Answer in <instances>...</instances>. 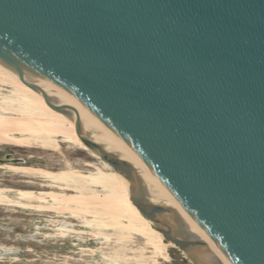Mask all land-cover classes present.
Returning a JSON list of instances; mask_svg holds the SVG:
<instances>
[{"label":"water","instance_id":"95a60500","mask_svg":"<svg viewBox=\"0 0 264 264\" xmlns=\"http://www.w3.org/2000/svg\"><path fill=\"white\" fill-rule=\"evenodd\" d=\"M0 62L74 112L193 264L217 263L138 174L233 264H264V0H0Z\"/></svg>","mask_w":264,"mask_h":264},{"label":"bare ground","instance_id":"6f19581e","mask_svg":"<svg viewBox=\"0 0 264 264\" xmlns=\"http://www.w3.org/2000/svg\"><path fill=\"white\" fill-rule=\"evenodd\" d=\"M27 83L0 62V147L53 152L59 155L60 164L54 167L45 162L35 166L5 155L0 159V172L19 176L22 181L15 183H24L30 189L13 186V181L0 182V208L15 213H44L51 233L36 232L41 237L74 238L97 245L81 247L76 253L79 258H67L77 263L171 264L170 249L177 246L164 239L154 223L144 218L130 200L131 194H138L137 184L82 142L76 131L74 112L68 116L52 109L44 95ZM42 92L54 106H67L58 97ZM80 124L83 136L88 135L114 152L81 120ZM63 149L84 152L89 160L73 163L65 157ZM36 158L42 160L40 157L29 160ZM138 177L153 202L175 210L190 232L206 243L207 251L200 253L206 261L233 264L177 199L157 192L139 174ZM35 187L40 190L32 189ZM138 240L142 241L140 245L136 244ZM0 250L12 249L0 245ZM85 257L98 259L92 262ZM69 260L66 264H72Z\"/></svg>","mask_w":264,"mask_h":264},{"label":"rangeland","instance_id":"374dc122","mask_svg":"<svg viewBox=\"0 0 264 264\" xmlns=\"http://www.w3.org/2000/svg\"><path fill=\"white\" fill-rule=\"evenodd\" d=\"M0 148V159L5 155H12L14 159H23L29 165L39 166L47 162L55 167L56 163L60 164L59 155L53 152L15 146H2ZM63 154L68 160L71 162L74 161L75 163L81 160H89L87 154L76 150L63 149ZM31 157H40L42 160L37 158L29 160ZM21 179L22 178L17 175H4L0 172V182L2 184H8V182L13 181V186L30 189V187L24 183H15L16 180L22 181ZM32 189L40 190V188L37 187ZM45 218L44 213L41 215L37 213H15L0 208V245L12 249L0 250V264H66L69 260L67 259L68 257H80L79 254L76 253L81 247L95 248L97 246L92 242L82 243L74 238L62 240L45 238L41 237V235H37L36 232H40L41 234L51 233V231L47 229L50 223L45 222ZM154 226L157 229L162 228L167 230L165 226L159 223H154ZM37 227L39 228L38 230L36 229ZM141 243L142 241L140 240L136 242L137 245ZM170 256L172 259L171 264H193L178 247L177 249H170ZM86 259L94 262L98 257H87ZM69 262L72 264H81L72 260H69Z\"/></svg>","mask_w":264,"mask_h":264}]
</instances>
